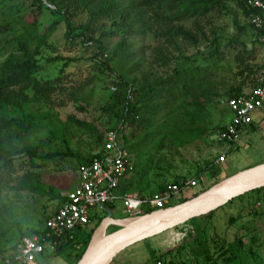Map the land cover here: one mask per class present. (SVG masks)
Wrapping results in <instances>:
<instances>
[{"label": "rangeland", "instance_id": "1", "mask_svg": "<svg viewBox=\"0 0 264 264\" xmlns=\"http://www.w3.org/2000/svg\"><path fill=\"white\" fill-rule=\"evenodd\" d=\"M114 1L127 6L134 20L129 38L130 53L132 58L140 64V70L151 73L154 77L170 74L176 59H173L165 69L152 64L155 57L154 50L163 44V39L153 37L154 23L150 18V12L145 8L138 7L135 0ZM29 3L30 0H14L11 5L20 6L21 14H27L30 9ZM223 3V10L216 11L200 21L203 32L210 40L214 37L211 34V29L216 28L217 32L215 33L219 37L220 52L223 57L220 67L213 70L212 83L205 90L203 97H199L198 101L182 97L175 98L173 101H165L167 107L157 113L155 118H152L150 126L125 125L118 136L119 144L124 146L125 152L135 165L134 172L128 176L124 186L133 185L132 187H134L137 184L138 187H135L134 191L142 196L155 193L159 186L170 184L178 177L196 178L197 168L215 162L219 155V147L214 142L217 132L213 134L209 132L229 122L231 115L225 107V100L228 97L227 94L238 84V79L234 75V56L239 47L226 46V44L231 37L236 35L233 20L236 19L241 25L247 22L242 9L234 0H224ZM49 19L50 15L45 12L41 23L44 25ZM85 21L86 15H80L73 19L75 25ZM183 25L191 28V22H184ZM106 26L109 24L104 25L105 28ZM64 33L65 26L61 24L52 35L49 44L44 47L38 76L44 77L57 72L58 61L48 63L47 58L62 56L74 58L75 61L65 70L55 91L50 95L49 105L43 108H40L37 103L31 105L32 110L49 112L55 114L56 117H53L52 121H43V127L29 135L25 141L29 145L37 147V150L42 154H66L70 151L74 155L86 158L102 151L106 130L111 126L108 117H100L96 108L103 106L113 92L108 86V82L112 78L99 73L93 67L91 62L93 48L91 46L83 47L77 40L72 45H67L68 43L63 37ZM17 34L0 33V63L14 50L11 40ZM240 38L246 43L248 50H253L254 56L249 61V65H263L264 45L255 43V32L247 29ZM117 41L118 37H115L108 41V44L113 45ZM205 45L206 42H202L196 47H191L180 42L184 56L190 57H194L196 52H201ZM171 56L177 58L178 55L172 50ZM198 60L200 59L198 58ZM127 67L125 68L127 69ZM129 77L139 79L141 74L137 72ZM250 89L244 90L248 92ZM77 105L84 107L85 111L77 110ZM68 117H74L91 124L98 133L88 132L76 126L68 121ZM62 127H64L67 147L59 140H53L49 144L47 141L48 129L60 130ZM188 130L191 132L187 136L188 143L177 145L179 141L172 142L167 137L172 132ZM99 132L102 134L101 137H99ZM196 132L204 133L196 139L190 140ZM244 136L242 141L245 139ZM252 138L254 140L250 147L245 149L240 147L238 152H231L227 162L228 168L224 166V163L215 165L216 169L213 170V175L202 174L201 184L198 183L196 188L173 198L170 204L176 205L184 197L193 198V193L200 187L209 189L213 186L214 181L230 176L235 171L253 168L264 163V138ZM35 165L36 167H32L26 158H21L17 159L11 167L0 169V234H3V237H0V264H9V256L14 252L12 247L17 242L19 234L23 233L26 236L31 232L43 229L45 218L54 212L59 204V200L53 198L51 191L63 195L77 186L75 175L77 162L74 156H54L45 159L44 162L35 160ZM30 172H37L41 176L39 178L41 190L37 192L18 189L21 178ZM251 197L250 195L234 199L227 205L218 208L212 219L195 218L191 220L195 226L203 224L209 226L207 243L212 257L209 261H205L203 256L193 252L196 246L191 243L179 253L174 254L176 261L179 263L186 260L187 264H213L214 261H216L215 264H264V214L262 213L264 203H253ZM255 211L257 213L253 214ZM97 213L99 217H105L103 212ZM113 216L117 217L118 215ZM231 217L237 220L230 221ZM93 223L94 221L90 226ZM116 228L117 226H108L106 234L112 230L116 231ZM245 228L248 231H254L243 237V246L237 248V258L226 263V259L230 255L227 254L225 257L223 255L227 248L225 243L233 244L235 235L244 234ZM175 230L176 228L128 247L109 264H154V260H151V252L159 257L169 250L176 249L168 242L170 234ZM213 241L216 243L214 244ZM221 244L223 245L222 251L216 250ZM44 255H47V264H68L67 259L64 258H61L62 262L59 263L57 261L59 257L54 255L53 250H46Z\"/></svg>", "mask_w": 264, "mask_h": 264}, {"label": "trees", "instance_id": "2", "mask_svg": "<svg viewBox=\"0 0 264 264\" xmlns=\"http://www.w3.org/2000/svg\"><path fill=\"white\" fill-rule=\"evenodd\" d=\"M13 1L0 0V33H18L11 40L14 50L0 63V169L11 167L17 159L21 158H26L32 167H36L35 160L44 162L45 159L54 156L68 155L76 158L78 168L90 164L95 158H100L104 153L102 146L100 153L86 158L74 155L70 151L66 154H42L37 150V147L31 146L25 141L29 135L43 127V121H52L53 117H56L55 114L49 112H42L38 109L32 110L31 105L37 103L40 108L47 107L50 95L55 91V87L61 80L65 70L75 61L74 58L62 56L47 58L48 63L58 61L59 68L52 75L38 76L40 61L43 59L41 53L61 24L65 26L63 37L68 43L67 45H72L77 40L83 47L91 46L93 48L91 55L93 67L99 73L112 78L108 82V86L113 92H111L108 101L103 106L96 108L99 116L108 117V121L111 123L106 133L114 131L119 136L125 125L132 127L140 126V124L150 126L152 118H155L157 113L167 107L165 101H173L179 97L192 98L198 101L197 99L203 97L205 90L212 83L213 70L221 65L223 57L220 52L219 37L215 33L217 30L216 28L211 29V34L214 37L210 40L203 32L200 21L216 11L223 10L224 0H135L138 7L145 8L151 14L150 18L154 23L153 37L163 39V44L154 50L155 57L152 64L165 69L173 59H176L170 74L158 77L141 71L140 64L132 58L129 38L134 20L127 6L114 0H30L28 13L21 14L20 6L11 5ZM234 1L242 9L247 22L241 25L236 19L233 20L236 35L231 37L226 44V46L239 47L234 56V75L238 79V84L227 94L226 100L244 94L246 92L244 89L254 87L258 77L264 73V64L261 66L249 65V61L254 56L253 50H248L246 43L240 38L242 34L246 33L247 29H251L255 32V43L264 45V42L261 41L262 36H264V29L255 30L248 22L249 11L244 1ZM45 12L50 15V19L43 25L41 19L44 17ZM80 15H86V21L75 25L73 19ZM184 22H191V28L185 27ZM107 23L109 26L105 28L104 25ZM115 37H118V41L113 45H109L108 41ZM180 42L191 47H196L202 42H206V45L201 52H196L194 57H190L184 56ZM172 50L178 55L177 58L171 56ZM137 72L141 74L139 79L129 77V75ZM74 102L77 101L74 100ZM77 110L85 111L81 105H77ZM67 119L88 132L98 133L91 124L74 117H68ZM252 126L253 122L249 127ZM222 129L223 126L217 127L209 133L213 134ZM48 130L47 141L49 144L53 140H59L67 147L64 127L60 130L53 128ZM202 133L204 132H196L190 140L196 139ZM189 134H191L190 130L175 131L167 137L172 142L179 141L177 145H182L188 143L189 138L187 136ZM101 136L102 134L99 132V137ZM122 148L125 149L124 146ZM213 170V162L205 164L203 167L197 168L196 178L192 179L198 180L199 178L197 182L201 184L202 174ZM40 177L37 172L27 173L21 178L18 189L35 192L41 190ZM184 180L186 178L178 177L170 184H178L179 181ZM220 180L214 181L212 185ZM166 185L159 186L155 192L162 191ZM130 186V188L124 186L120 192H133L135 187H138L137 184L134 187H132L133 185ZM206 189L200 187L198 191L193 193L192 197L197 196ZM51 192L53 198L59 200L57 210L64 197L56 192ZM250 195L253 198V203H264V187L235 199ZM187 199H190V197L184 198L179 203ZM170 206L174 205L169 204L167 207ZM153 211V209H146L144 214ZM215 211L198 218L212 219ZM262 211L264 214V210ZM256 213V211L253 212V214ZM90 220L94 223L89 230L82 229L75 232L72 240L61 242L55 248L54 255L76 264L103 217L96 218L92 216ZM236 220V218H230V221L234 222ZM185 225H189L192 230L175 250H169L159 257L151 252V260H154V264L158 262L160 264H187L186 260L178 263L174 254L179 253L180 250L191 243L196 246L193 252L203 256L205 261L211 259L212 254L207 243V229L209 226L207 224L195 226L191 220ZM253 229L256 230L254 227ZM252 231L254 230L248 231L245 228L244 234L235 235L233 244L225 243L227 248L224 250L223 255L224 257L227 254L230 255L226 259V263H230L237 258V248L243 246V237ZM111 232L109 231V233ZM44 233L42 229L41 231L31 232L26 236H42ZM26 236L23 233L19 234L17 242L12 247L13 251H16L19 242ZM0 237H3V234H0ZM213 243L216 242L213 241ZM77 245H80L78 250L75 248ZM222 246L221 244L216 250H221ZM218 257L221 258V256ZM162 258H164L163 261ZM215 263L216 261L213 264ZM9 264H16L12 254L9 256Z\"/></svg>", "mask_w": 264, "mask_h": 264}, {"label": "built area", "instance_id": "3", "mask_svg": "<svg viewBox=\"0 0 264 264\" xmlns=\"http://www.w3.org/2000/svg\"><path fill=\"white\" fill-rule=\"evenodd\" d=\"M243 1L249 11V24L255 30H263L264 1ZM261 41L264 42V36ZM225 107L231 118L217 132L214 140L219 147L216 164L224 163L227 154L239 139L241 130L248 127L253 122V115L264 108V73L248 92L228 98ZM103 152L100 158L76 169L77 186L63 194L64 199L58 209L45 220L44 235L22 238L18 248L12 253L16 264H32L46 250L54 251L61 242L72 240L78 230H88L92 223L90 217L98 218L99 211L105 215L109 213L111 217L114 209L121 210L126 218L142 216L146 209L166 208L173 198L196 188L198 184L196 179H186L178 184H168L162 191L149 196H142L138 192L120 193L121 184L134 172L135 165L119 144L118 135L114 131L105 133ZM191 230L185 224L177 227L170 234L168 242L172 247H178ZM75 248L78 250L80 245Z\"/></svg>", "mask_w": 264, "mask_h": 264}, {"label": "water", "instance_id": "4", "mask_svg": "<svg viewBox=\"0 0 264 264\" xmlns=\"http://www.w3.org/2000/svg\"><path fill=\"white\" fill-rule=\"evenodd\" d=\"M264 187V163L237 172L182 203L138 217L116 220L107 214L94 230L76 264H109L128 247L217 210L229 201ZM118 230L106 234V228Z\"/></svg>", "mask_w": 264, "mask_h": 264}, {"label": "crops", "instance_id": "5", "mask_svg": "<svg viewBox=\"0 0 264 264\" xmlns=\"http://www.w3.org/2000/svg\"><path fill=\"white\" fill-rule=\"evenodd\" d=\"M252 127H254V128H252ZM252 127H244L242 130H241V133H240V137H239V139L235 142V144H234V146H233V149L231 150V152H238L241 148L240 147H242L243 149H245V148H248V147H250L251 146V144H252V142H253V140H254V138H252V137H255V138H257V139H261V137H263L264 138V108H262L261 110H259V111H257L254 115H253V126ZM252 128V129H251ZM243 135H245L244 136V141H242L241 139H243ZM264 141V140H263ZM241 144V145H240ZM231 152H229L228 154H227V157H226V159H227V161H226V159H225V161H224V166H226V168H228L227 167V162L229 161V155L231 154ZM231 163H229V165H230ZM215 165H219V164H216L215 162H213V166H214V170L216 169V166ZM228 165V166H229ZM231 166H233V164H231ZM232 168V167H231ZM245 169H247V168H245ZM245 169H242V170H245ZM242 170H240V171H242ZM240 171H235L233 174H236L237 172H240ZM204 174H207V175H213V171H211V172H208V171H206ZM232 174V175H233ZM231 176V175H230ZM211 178H212V176H210ZM227 177H229V176H227ZM214 178V177H213ZM127 180V179H126ZM126 180L125 181H123V184H121V186H120V188H119V192H120V190L124 187V182H126ZM78 183V182H77ZM133 192H136V191H133ZM121 193V192H120ZM65 194V193H64ZM150 195H152V193L150 194ZM63 196V195H62ZM149 196V195H148ZM185 198V197H184ZM188 198V197H187ZM55 212V211H54ZM54 212H52L50 215H52ZM49 215V216H50ZM113 215H118L117 217H114ZM113 215H112V218H114V219H116V220H120V219H124V218H126V216L123 214V212L121 211V210H115L114 209V213H113ZM48 216V217H49ZM47 217V218H48ZM105 217H106V215H105ZM104 217V218H105ZM98 218H100V217H98ZM103 218V219H104ZM93 225V224H92ZM113 226H116V225H113ZM92 226H90V228H91ZM89 228V229H90ZM88 229V230H89ZM117 230L119 229V227L117 226V228H116ZM115 229V230H116ZM107 230V229H106ZM114 230H112V232H113ZM111 232V233H112ZM107 234H109V233H107ZM58 258V257H57ZM47 260V255H44V254H42L41 256H39L37 259H36V261L35 262H33L32 264H47V262H48V260ZM53 261V260H52ZM59 263L60 262H62V260H61V258L59 257L58 258V260H57ZM68 261V264H72L69 260H67ZM64 262V261H63Z\"/></svg>", "mask_w": 264, "mask_h": 264}]
</instances>
